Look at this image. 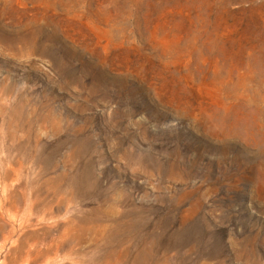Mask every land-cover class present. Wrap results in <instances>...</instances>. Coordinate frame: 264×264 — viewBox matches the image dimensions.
<instances>
[{
    "label": "rangeland",
    "instance_id": "1",
    "mask_svg": "<svg viewBox=\"0 0 264 264\" xmlns=\"http://www.w3.org/2000/svg\"><path fill=\"white\" fill-rule=\"evenodd\" d=\"M0 204L55 264H264V0H0Z\"/></svg>",
    "mask_w": 264,
    "mask_h": 264
},
{
    "label": "bare ground",
    "instance_id": "2",
    "mask_svg": "<svg viewBox=\"0 0 264 264\" xmlns=\"http://www.w3.org/2000/svg\"><path fill=\"white\" fill-rule=\"evenodd\" d=\"M1 208L2 204H0V209ZM5 212L8 215V220H6L3 215L0 216V226L3 229L1 233L3 242L0 244L3 250L6 248L7 244H9L10 247L7 248L0 264H46L49 261L55 264L57 260L56 239L50 238L45 242L43 238H41L40 233L37 232L38 226L41 225L44 220V215L31 211L27 216H23L20 214L19 209L15 208V210L12 211L8 206ZM16 223L19 224L18 227L25 228L20 234H17V228L15 227ZM30 226L35 228L31 234L26 236L24 232Z\"/></svg>",
    "mask_w": 264,
    "mask_h": 264
}]
</instances>
